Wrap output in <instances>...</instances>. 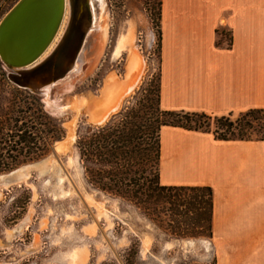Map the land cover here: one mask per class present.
<instances>
[{
    "label": "rangeland",
    "instance_id": "obj_1",
    "mask_svg": "<svg viewBox=\"0 0 264 264\" xmlns=\"http://www.w3.org/2000/svg\"><path fill=\"white\" fill-rule=\"evenodd\" d=\"M16 1L0 0V19ZM104 1L106 37L90 25L77 69L36 94L46 113L60 121L64 135L43 157L11 169L25 174L20 182L0 187V264H71L79 251L86 252L80 264H239L231 256L218 262L210 237H173L146 215L143 196L133 184L145 166H131L120 155L111 167L100 162L98 150H85L83 143L93 132L128 114L133 143L141 151L154 144L163 117L158 104L159 0ZM93 5L97 14L102 12L100 1ZM67 12L68 23L69 0ZM130 32L133 42L116 55L120 39ZM130 51L142 60L137 83L104 122L89 121L82 100L99 95L109 76L126 78ZM1 64L7 76L10 70ZM259 122L264 127V114ZM223 123L208 119L204 125L211 133H223ZM37 163L47 166L42 170ZM143 175L145 184H156V173Z\"/></svg>",
    "mask_w": 264,
    "mask_h": 264
},
{
    "label": "crops",
    "instance_id": "obj_2",
    "mask_svg": "<svg viewBox=\"0 0 264 264\" xmlns=\"http://www.w3.org/2000/svg\"><path fill=\"white\" fill-rule=\"evenodd\" d=\"M159 107L239 114L264 109V0H161ZM159 183L213 192L217 261L264 264V140L159 130Z\"/></svg>",
    "mask_w": 264,
    "mask_h": 264
},
{
    "label": "trees",
    "instance_id": "obj_3",
    "mask_svg": "<svg viewBox=\"0 0 264 264\" xmlns=\"http://www.w3.org/2000/svg\"><path fill=\"white\" fill-rule=\"evenodd\" d=\"M160 7L161 0L158 2V26ZM159 38L161 39L160 31ZM263 114L264 109H251L230 120L228 116L231 114L217 116L204 112L163 110V117L159 119L161 126L154 144L147 143L141 151L137 143H133L135 134L127 125L131 122L126 114L119 122L109 123L97 129L83 144L87 152L98 150L103 157L100 162L103 161L111 167L114 166L113 159L120 155L127 156L125 160L131 166H145L134 177L133 184L143 196L140 203L146 215L160 223L169 235L176 238L211 237L212 188L207 185L159 183V130L162 126L170 125L211 132L204 125L206 120H225V123L220 124L224 128L223 133L213 132L216 138L264 140V127L259 122ZM63 135L60 121L46 113L35 93L13 85L7 79L0 62V172L43 157L51 149L52 143ZM143 170L148 174L156 173L157 182L154 186L145 184Z\"/></svg>",
    "mask_w": 264,
    "mask_h": 264
},
{
    "label": "water",
    "instance_id": "obj_4",
    "mask_svg": "<svg viewBox=\"0 0 264 264\" xmlns=\"http://www.w3.org/2000/svg\"><path fill=\"white\" fill-rule=\"evenodd\" d=\"M64 3L65 0H17L0 19V61L10 70L7 79L18 87L35 94L46 92L75 63L88 27L82 4L78 6V13L73 14L74 18L58 45L63 46L64 53L61 67L57 70L53 65L45 76L48 59L37 62L56 33ZM18 68L28 69L15 75ZM20 173L14 169L0 174V187L20 182L24 178Z\"/></svg>",
    "mask_w": 264,
    "mask_h": 264
},
{
    "label": "bare ground",
    "instance_id": "obj_5",
    "mask_svg": "<svg viewBox=\"0 0 264 264\" xmlns=\"http://www.w3.org/2000/svg\"><path fill=\"white\" fill-rule=\"evenodd\" d=\"M69 1H70V17H69L68 23H67L68 0H65L64 8H63V15L61 18V22L59 23V26L56 30V33L53 36V38H52L51 42L49 43V45L47 46V48L43 51V53L40 55V57L37 60V62H42V61H45V59H48L47 66H46V72L47 73L45 74V76L48 74L49 71H51V67L53 65L54 66L56 65L57 70L62 65L63 55H64V53H62V47L63 46L61 44H60V46H58V45H59L61 39L63 38L64 34L66 33V30L69 27V23L72 20L73 14L76 15L78 13V10H79L78 6H81V4H82L85 7V13L87 14L88 27H87L86 32H85V37L87 35V30L89 29L90 25H92V27L95 28L96 31H98L99 34L101 36H103L104 38L106 37V35L108 33L107 32V29H108L107 24L108 23L106 20L108 16H106V13H105V8H104V2L105 1L104 0H98V1H100V4L102 5V12L98 13V14L94 10L93 0H69ZM66 23H67V25H66ZM65 25H66V28L64 31ZM63 31H64V33H63ZM90 31H92V29ZM62 33H63V35H62ZM132 33L134 34V32H130V33L124 35L120 39L118 46H117V49H116V55H118L122 51V49H124L126 47L127 43H129L130 41H132L134 39V38L132 39ZM61 35H62V37H61ZM101 36L98 38H101ZM85 37H84L82 44L80 46V49L77 53L75 63L73 64V66H71V68L67 71V73L58 81L65 79L68 75H70L71 73H73L75 71L74 69H77L75 65H77L81 61L80 60V54H82L81 53L82 52V46H83ZM59 38H60V40L58 41ZM57 41H58V43H57L56 47H54V45L56 44ZM90 42H91V40H90ZM53 47H54V49L50 53H48V51H50ZM132 51H130V55H129V63H128V70H127L126 78L118 79L114 75H111L106 80L105 86L101 90V93L99 95H97L95 97H91V98L85 100V102H84V100H82V103L84 104V107H85L86 112L88 114L89 121H91L93 123H98V124L104 122L108 118V115L110 113L114 112L118 108L122 97L125 94H127L128 92H130L133 89V87L135 86V84L137 83L138 78L140 76L141 67H142V60H140L139 57L137 56V54H135ZM47 53H48V55H46ZM101 54H102V52H101ZM85 57L87 58V56H85ZM28 68H18V69H16L17 71H14V74L18 75L19 74L18 71L27 70ZM37 164H40V163H37ZM40 165H42V164H40ZM46 166H47V164L45 163L42 170H44ZM17 171L19 173L22 172L19 168L17 169ZM22 173H20V175ZM22 175H23V177H25V174H22ZM72 257L73 258H72L71 264H80L81 262H83L85 260L86 252L85 251L75 252V254H73Z\"/></svg>",
    "mask_w": 264,
    "mask_h": 264
}]
</instances>
